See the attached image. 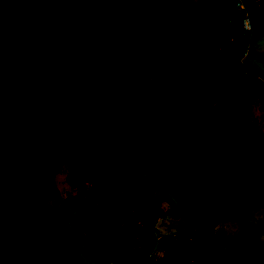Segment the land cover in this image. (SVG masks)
<instances>
[{
	"label": "trees",
	"instance_id": "trees-1",
	"mask_svg": "<svg viewBox=\"0 0 264 264\" xmlns=\"http://www.w3.org/2000/svg\"><path fill=\"white\" fill-rule=\"evenodd\" d=\"M175 5L194 14L201 25L198 35L175 26ZM119 11L126 24L117 35ZM206 29L193 0H0V250L53 239L63 217L48 200L59 197L56 176L63 168L65 183H86L96 195L120 171L132 181L141 173L166 185L181 180L180 194L197 214L205 241L202 225L217 213L252 227L240 213L252 203L249 175L264 176V132L247 118L236 124L226 119L220 150L209 136L207 102L186 100L165 85L166 98L192 106L197 119L174 121L162 99L156 101V125L179 137L183 156L176 170H156L138 129L145 85L130 90L123 84L128 68H163L171 60L196 58ZM90 42L106 49L112 67L83 54ZM224 87L220 101L264 103V91L250 84L226 81ZM130 139L136 145L134 160L122 149ZM61 245L67 251L53 255L51 264L72 263L78 245L65 240ZM171 248L180 256L187 245Z\"/></svg>",
	"mask_w": 264,
	"mask_h": 264
},
{
	"label": "rangeland",
	"instance_id": "rangeland-1",
	"mask_svg": "<svg viewBox=\"0 0 264 264\" xmlns=\"http://www.w3.org/2000/svg\"><path fill=\"white\" fill-rule=\"evenodd\" d=\"M193 2L207 25L199 43L202 53L196 58L171 60L163 68H128L123 77L125 88L130 90L145 85L139 100L138 129L147 141L156 170H176L183 160L179 137L164 133L156 125V101L162 99L174 121L197 119L192 106H176L166 98L165 85L186 100L207 102L212 109L209 136L220 150L226 119L236 124L247 118L254 129L264 132V103L260 99L218 98L226 81L264 91V0ZM175 7V26L198 35L201 25L194 14ZM159 8L153 7L150 14ZM243 18H248L251 26L247 35H243ZM118 19L117 35L126 24L123 11L118 12ZM89 23L94 30L99 29L94 21ZM83 54L96 57L107 69L112 67L99 43L86 44ZM122 149L134 160L137 152L133 140L123 142ZM64 176L65 168L56 176L59 197L48 200L54 213L63 217L53 239L28 249H1V264H51L53 255L67 251L61 245L63 240L69 244L75 241L78 249L72 263L58 264H264V176L250 174L247 181L252 203L241 211L240 218L252 227L246 229L231 216L217 213L202 225L207 241L199 232L197 214L180 194L181 180L166 185L141 173L132 181L120 171L96 195L86 183L70 186ZM179 242L187 249L175 256L171 247Z\"/></svg>",
	"mask_w": 264,
	"mask_h": 264
},
{
	"label": "built area",
	"instance_id": "built-area-1",
	"mask_svg": "<svg viewBox=\"0 0 264 264\" xmlns=\"http://www.w3.org/2000/svg\"><path fill=\"white\" fill-rule=\"evenodd\" d=\"M237 10L240 11L241 7L239 3H237ZM242 28H243V35H247L249 30L251 29L250 22L248 18H243L242 20Z\"/></svg>",
	"mask_w": 264,
	"mask_h": 264
}]
</instances>
